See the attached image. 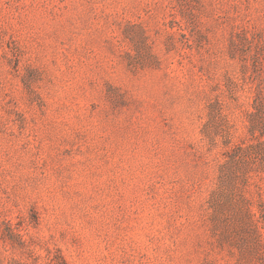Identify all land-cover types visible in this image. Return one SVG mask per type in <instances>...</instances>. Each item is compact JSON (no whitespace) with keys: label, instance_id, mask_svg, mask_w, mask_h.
I'll list each match as a JSON object with an SVG mask.
<instances>
[{"label":"rangeland","instance_id":"1","mask_svg":"<svg viewBox=\"0 0 264 264\" xmlns=\"http://www.w3.org/2000/svg\"><path fill=\"white\" fill-rule=\"evenodd\" d=\"M259 44L264 0H0V264H264Z\"/></svg>","mask_w":264,"mask_h":264},{"label":"trees","instance_id":"2","mask_svg":"<svg viewBox=\"0 0 264 264\" xmlns=\"http://www.w3.org/2000/svg\"><path fill=\"white\" fill-rule=\"evenodd\" d=\"M236 47V44L233 43ZM257 56L256 60L264 65V46L261 44L256 45ZM256 89L254 91L253 99V112L249 113V132L251 136L258 140V145H261L264 139V77L256 71ZM258 146H250L244 148L242 146L236 147L232 152L229 153L231 160H243L247 158L250 163L255 164L260 160V153L257 150Z\"/></svg>","mask_w":264,"mask_h":264}]
</instances>
